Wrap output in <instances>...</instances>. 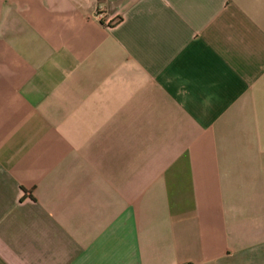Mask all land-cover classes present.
<instances>
[{"label": "crops", "instance_id": "obj_1", "mask_svg": "<svg viewBox=\"0 0 264 264\" xmlns=\"http://www.w3.org/2000/svg\"><path fill=\"white\" fill-rule=\"evenodd\" d=\"M185 262L264 264V0H0V264Z\"/></svg>", "mask_w": 264, "mask_h": 264}, {"label": "built area", "instance_id": "obj_2", "mask_svg": "<svg viewBox=\"0 0 264 264\" xmlns=\"http://www.w3.org/2000/svg\"><path fill=\"white\" fill-rule=\"evenodd\" d=\"M102 14H103L102 12H97V13H96V17L99 18V19H101V18L103 17ZM183 264H191V263H189V262H185V263H183Z\"/></svg>", "mask_w": 264, "mask_h": 264}]
</instances>
